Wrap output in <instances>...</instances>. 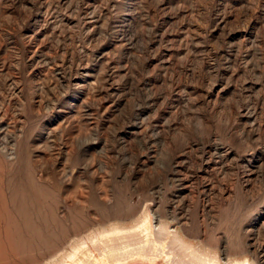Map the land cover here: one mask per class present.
Wrapping results in <instances>:
<instances>
[{
    "label": "rangeland",
    "instance_id": "1",
    "mask_svg": "<svg viewBox=\"0 0 264 264\" xmlns=\"http://www.w3.org/2000/svg\"><path fill=\"white\" fill-rule=\"evenodd\" d=\"M152 243L264 264V0H0V264Z\"/></svg>",
    "mask_w": 264,
    "mask_h": 264
},
{
    "label": "bare ground",
    "instance_id": "2",
    "mask_svg": "<svg viewBox=\"0 0 264 264\" xmlns=\"http://www.w3.org/2000/svg\"><path fill=\"white\" fill-rule=\"evenodd\" d=\"M157 232L161 234L165 233V230L164 228H160ZM179 242H181L180 237L177 236V234H174L171 244L173 246L181 247ZM130 249L131 250L129 251L107 255L106 257H104V260L96 262L95 264L119 263L121 261H127L134 256H141L142 258H144V260L151 261L154 258L159 257L160 255H165L168 264H181V260H179V257L176 255V253L173 254V252L175 251L165 248L162 244L160 245V243L145 244L135 248L132 247ZM184 264L186 263L184 262Z\"/></svg>",
    "mask_w": 264,
    "mask_h": 264
},
{
    "label": "water",
    "instance_id": "3",
    "mask_svg": "<svg viewBox=\"0 0 264 264\" xmlns=\"http://www.w3.org/2000/svg\"><path fill=\"white\" fill-rule=\"evenodd\" d=\"M136 257H140V258H142L141 256H134L133 258H130V259H134V258H136ZM162 258V255H160L159 257H156V258H154L153 260H151V261H149V260H144V258H142L144 261H143V263H148V262H151V263H155V262H157V261H159L160 259ZM129 260V259H128ZM165 260H166V258H165ZM123 262H126V261H121V262H119V263H123ZM167 262V261H166ZM119 263H109V264H119ZM126 264H129L128 262H126ZM168 264V263H167Z\"/></svg>",
    "mask_w": 264,
    "mask_h": 264
}]
</instances>
